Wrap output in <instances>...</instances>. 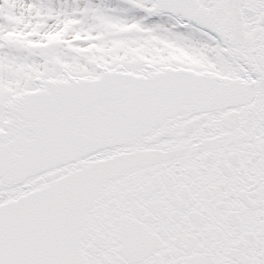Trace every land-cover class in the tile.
Here are the masks:
<instances>
[{"label":"snow or ice","instance_id":"6c2138e0","mask_svg":"<svg viewBox=\"0 0 264 264\" xmlns=\"http://www.w3.org/2000/svg\"><path fill=\"white\" fill-rule=\"evenodd\" d=\"M0 264H264V0H0Z\"/></svg>","mask_w":264,"mask_h":264}]
</instances>
